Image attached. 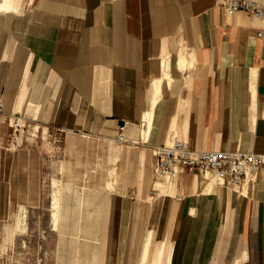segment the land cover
<instances>
[{
	"label": "crops",
	"instance_id": "0c3cea01",
	"mask_svg": "<svg viewBox=\"0 0 264 264\" xmlns=\"http://www.w3.org/2000/svg\"><path fill=\"white\" fill-rule=\"evenodd\" d=\"M263 26L221 0H0L10 205L51 197L52 218L60 184L85 189L102 264H264V167L236 188L199 167L154 172L173 137L264 152Z\"/></svg>",
	"mask_w": 264,
	"mask_h": 264
},
{
	"label": "rangeland",
	"instance_id": "374dc122",
	"mask_svg": "<svg viewBox=\"0 0 264 264\" xmlns=\"http://www.w3.org/2000/svg\"><path fill=\"white\" fill-rule=\"evenodd\" d=\"M12 125V136L29 135L19 119H14ZM16 127L17 133H14ZM58 188L64 205L54 228L51 197L34 206L26 205L27 199L18 197L10 205L8 183L1 181L0 264H102L99 231L89 228L95 225L96 214L88 213L87 197L79 196L87 191L79 187L66 190L62 184Z\"/></svg>",
	"mask_w": 264,
	"mask_h": 264
},
{
	"label": "built area",
	"instance_id": "2783aa9c",
	"mask_svg": "<svg viewBox=\"0 0 264 264\" xmlns=\"http://www.w3.org/2000/svg\"><path fill=\"white\" fill-rule=\"evenodd\" d=\"M226 13L246 11L264 23V7L255 0H221ZM256 36L264 43V26L256 31ZM3 114V103L0 98V117ZM15 125L18 122L15 121ZM123 126H120L122 129ZM122 133L118 139L123 140ZM155 175L169 178L181 168L199 167L211 171L216 181L222 185L236 188L243 181H254L264 167V152L193 149L186 141L173 137L169 142L155 148ZM152 197L157 195L155 188L150 189Z\"/></svg>",
	"mask_w": 264,
	"mask_h": 264
},
{
	"label": "bare ground",
	"instance_id": "6f19581e",
	"mask_svg": "<svg viewBox=\"0 0 264 264\" xmlns=\"http://www.w3.org/2000/svg\"><path fill=\"white\" fill-rule=\"evenodd\" d=\"M143 120L146 123L148 122V120H149V111L144 112ZM52 203H53L52 206L54 207V210H53V213H52V222H53V226L56 227L57 223H58V220H59V213H58L59 201H58V195L57 194H55L53 196ZM166 247L167 246H164V250H163V254H164L163 255L164 256L163 261H164V259L166 257V255H165L166 254ZM161 264H163V263H161Z\"/></svg>",
	"mask_w": 264,
	"mask_h": 264
}]
</instances>
